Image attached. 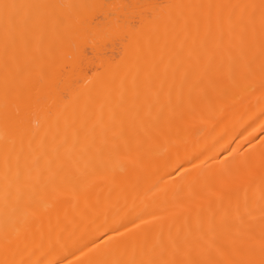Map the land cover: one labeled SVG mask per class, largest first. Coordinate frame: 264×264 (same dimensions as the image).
Wrapping results in <instances>:
<instances>
[{
	"label": "bare ground",
	"instance_id": "1",
	"mask_svg": "<svg viewBox=\"0 0 264 264\" xmlns=\"http://www.w3.org/2000/svg\"><path fill=\"white\" fill-rule=\"evenodd\" d=\"M0 264H264V0H0Z\"/></svg>",
	"mask_w": 264,
	"mask_h": 264
}]
</instances>
